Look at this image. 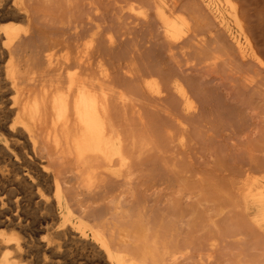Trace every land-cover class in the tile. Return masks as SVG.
<instances>
[{
  "label": "bare ground",
  "instance_id": "bare-ground-1",
  "mask_svg": "<svg viewBox=\"0 0 264 264\" xmlns=\"http://www.w3.org/2000/svg\"><path fill=\"white\" fill-rule=\"evenodd\" d=\"M65 1L68 5L67 0ZM233 1L199 0V7L204 5L202 9L206 8V11L212 15V17L209 16L210 19L215 20V26L220 27V30H224V34L226 32L229 35L232 40L230 42L233 43V48L239 58L248 59L249 62L259 65V58L249 43L251 42L248 38L249 35L241 27L242 24L239 23L241 20L237 18L244 19L241 16L242 12H240L241 15L237 13L238 16L235 13L234 4L238 6V2L236 0V3L233 4ZM60 2L61 0H0V264H170V262L176 264L179 262L177 259L178 255L182 253H180L181 249L177 244L171 246L170 241L168 244V241L166 242L158 233L152 231L150 223L144 216V209L140 210L135 207L136 210H134L133 207L132 212H136V215L133 216H136L137 220L135 219L136 221L131 224V227L127 225L129 222L127 220L128 222L124 226L129 228L122 229L121 220L131 215L129 212H124L121 205L122 197L118 193L121 188L132 187L136 178L135 176L133 178L135 165H133L131 152L134 147L131 134L133 132L128 133L127 130L124 135L120 124H118L120 130L118 129L117 115H121L123 111L122 109L116 111V108L118 109V106L121 108L122 103L115 109V106L112 109L111 104L114 101H126V94L130 96L135 87H132L131 91L127 90L129 91L127 93L125 90H119L116 87L117 84L114 85L112 81L115 78V81L117 80L116 82L119 83L118 80L122 74L124 76L125 72L123 71L126 69L129 74L131 71L132 74L137 72L136 75L127 76V84L131 87L129 85L131 82L140 83L133 90L135 93L137 92L133 95L135 97L138 94L139 96L137 95L136 98L141 97L146 108H150L151 103H155V106L160 104L158 106L162 105L163 107L164 102L167 101V95H171L170 99L176 103L183 102L188 108H191L192 100L189 101L187 90H184L185 85L184 83V86L181 85L182 82L177 75L166 72V69L163 71L159 62L157 63L159 68L155 65L156 57L153 55H156V51L161 55L158 52L161 49L157 47L158 50L157 48L155 50L151 47V50L149 48L151 43L148 42V50L146 49L147 43L144 44L146 51H149L147 57L144 56V58L139 53L128 56L127 52L124 53L125 47L123 46H127L129 40L131 42V35L128 40L130 31H126L127 43H125V39L124 41L119 40L121 36L119 33L114 35L115 37L109 35L108 32L113 31L114 28L110 29L111 25H107L110 29L107 31V26H105L107 22H102L103 26L100 25L103 11L101 14L94 11L99 6H93L94 10L92 9L91 14L88 11V14L84 13L85 16L79 14L80 11L76 8L69 11L70 4L66 11L64 0V4ZM178 2L180 6H183L181 0ZM199 2L197 3L199 4ZM176 3L156 5L154 15L151 12L153 16L148 17L149 14L147 16L150 18V23H153L151 17L154 18L153 25L155 28L161 29L157 30L161 32L156 36L159 38V35L162 34L167 50L169 48L171 52L173 51L170 48L178 47L179 40L186 30L185 28L188 27L186 21L188 16L186 14L187 18L184 17V11L182 14H178ZM187 3H191V0L189 2L187 0L185 5ZM46 5H49L47 8H54V6L57 8L55 7L54 11L49 12L45 9ZM63 6L64 9H61ZM152 8L153 3L151 4ZM136 10L142 11L138 8ZM130 12L132 13V9ZM196 12L195 9L194 17L198 15L200 19ZM125 13L127 12H124V17L128 18L129 15H125ZM133 15L134 13L130 15V18L132 17L134 20L135 15ZM204 15L202 14V18ZM147 17L145 15L141 18L142 21H145V23L143 21L144 26L145 24L149 25L146 23V20L149 21L146 19ZM114 19L116 20V17ZM132 19L131 21H133ZM135 20L138 21V24L142 23L137 18ZM155 21L159 26L155 24ZM230 21L232 22L231 26ZM110 22H113L112 18ZM123 22L121 21L118 26ZM200 22H203V25L206 23L201 19ZM210 22L211 20H209ZM132 23L135 24L134 21ZM244 23H247V20ZM113 26L115 27V25ZM122 26H119L120 30L124 28ZM193 26L195 25L193 24ZM232 26L236 27L235 31ZM190 27L187 28V35ZM259 29H261L260 26ZM147 31L148 29L145 34ZM157 31L154 32V35ZM192 31L194 32V29ZM116 32L119 30L117 29ZM123 33L121 38L126 37L125 32ZM132 33L134 35V30ZM149 33L147 34L150 37L151 33L150 35ZM111 34L113 33L111 32ZM105 35H107V39L103 38ZM144 35L142 34V36ZM134 36L136 38V32ZM113 38L116 39L117 50L119 51V47H123V51L118 52L110 46L113 44ZM182 38L180 41H183ZM151 39L150 42L153 45L156 38L153 41ZM133 41L134 43L131 42L132 45L134 44L132 50L137 39ZM140 43L136 44L138 45L137 48L135 46L136 50L140 48ZM179 45L181 44L179 43ZM160 48H162L161 43ZM175 50L177 51V49ZM176 51L174 52L177 53ZM150 52L152 56L149 54ZM124 54L127 57H132L129 59L133 62L138 58L140 63L138 69L134 71V67H132V70H130L131 68L128 70L127 62L123 61V64L126 62V67L124 66L125 69H123L122 64L123 71L121 70L119 63L122 62V59H127V57H123ZM167 55L163 58H168L169 55ZM120 57H122L121 60ZM117 59H119L118 66L122 73L119 71L121 76L116 79L115 75L111 80L114 74L111 76L109 72L113 69L109 70L108 61L114 60L116 65L117 61L115 60ZM129 59L128 64H132ZM171 59L173 60L172 57ZM105 60H107L105 64L108 67L109 75L104 69L107 67L103 66L102 61ZM113 68L114 71L115 69L117 71L119 67ZM177 73L180 72L177 70ZM129 80L131 81L129 82ZM123 81L124 79H121V85ZM124 82L126 83V80ZM123 92H126L125 96ZM170 102L172 103L171 100ZM127 103L130 104V101ZM140 104L137 103L138 110L144 105ZM137 105L134 103V106L137 107ZM125 106L127 107V104ZM172 106L174 107V105ZM166 108L167 106H165V111ZM155 109L153 107L154 111H156ZM114 110L119 112L118 114L114 112L116 113L115 118ZM153 110L150 111L153 112ZM139 111H142V108ZM174 112L178 113L177 108ZM169 114L171 115L170 112ZM126 115L124 114V116ZM154 115L156 117L155 113ZM159 115L161 114L159 113ZM154 117L155 121L157 117ZM177 117L179 122V116ZM165 118L167 117L165 116ZM121 119L125 120L126 117L123 119L121 116L120 121ZM142 119L140 115V120ZM159 120L161 121V119ZM126 123H128V119ZM156 124L153 126L155 127ZM149 126L152 127V125ZM161 126L162 124H160ZM145 127L143 126V129ZM146 128L149 131L153 130V128L151 130L149 127ZM127 134L132 137L130 142L127 139ZM172 135H174L173 140L176 135L179 136L175 133ZM150 139L152 138L150 137ZM139 140L141 141V138ZM142 141L140 145L143 144ZM156 142L158 143L157 140H155ZM148 144L151 143L148 142ZM143 145L146 146V144ZM177 146L175 145V147ZM157 159L160 161L159 158ZM148 161L150 162L149 159ZM135 163L138 169L140 164L134 161ZM150 163H148L149 166L143 165L145 168L140 178L148 180L151 187L166 182L167 180L163 179V182L161 178L163 174L154 173L155 171L151 167L152 163L151 165ZM155 166V170L156 168L160 170L161 166L157 167V163ZM162 166L164 165L162 164ZM146 167L147 170L149 168L153 172L146 171ZM139 172H141L140 169ZM137 178L140 179L139 176ZM122 192L124 193V191ZM125 200L128 202L127 199ZM243 201L246 210H250L248 215L250 221L264 234V177L262 180L255 179L253 181L252 187L243 196ZM120 224H122L121 228ZM165 238L168 239V237Z\"/></svg>",
  "mask_w": 264,
  "mask_h": 264
},
{
  "label": "rangeland",
  "instance_id": "rangeland-1",
  "mask_svg": "<svg viewBox=\"0 0 264 264\" xmlns=\"http://www.w3.org/2000/svg\"><path fill=\"white\" fill-rule=\"evenodd\" d=\"M151 1L153 3L152 9ZM161 1L158 0L157 3L156 0L155 4V0H99L98 2L97 0H71V3L69 0H67L68 5H66V1L64 0L66 11H73L76 8L80 11L79 14L81 13L82 15L88 14V11H90L89 14H91V12L94 10L93 6H99L98 9H100V11H98V9L94 11H97L98 14H101L103 11L102 17H104L106 14L103 20L101 17L100 25L103 26L105 22H107V24L105 23V26L111 25L110 29H114L113 31H109L110 29H108L107 26V31L110 32H108V34L112 35L113 37H115L114 35H118V33L119 36L121 34L120 38L117 36L120 41H124V39L128 37L126 31H130L128 40L132 36L131 42L134 43L133 40L137 39L136 44L141 42V45L140 48L136 50L135 46L137 48L138 45L135 44L132 50L134 44L132 45L129 40L128 44H126L127 46H123L125 47L124 53L127 52L128 56H134L133 53H135V55H137L136 53H139L142 55V57H147V53L149 51H146V49L148 50L147 46L150 43L151 46L149 48L153 47V49L156 50L158 47L161 50L163 49L164 52L163 50L161 51L157 48L158 52H160L162 56L156 51V55H153L156 57V64L154 62L153 65L155 64L158 67L159 64L160 68H163V71L166 69V72L168 71L170 74L172 73L173 75H177L182 82L181 85H183V83L185 85H183L185 87V89L184 87L183 89L187 90L186 94L187 96L189 95V101L192 100V103L190 104L191 108H188L183 102L179 101V103H176V101L170 99L172 98L171 95H167L168 97L166 100L168 102H164L163 107L162 105L161 107L158 106L160 104H156L157 106H155V103H151L149 105L150 108L147 107V109L142 98L140 97L137 99L136 97L138 94L135 97L133 95L137 93H135L133 90L140 83L131 82L129 83L131 87H129L127 84V76L136 75L138 73L135 72V74H132V71H129V74L128 71H126L127 69L124 71L122 70L123 61L127 62V64L124 62L123 69H125V64L128 70L130 68V70H132V67H134V71L138 69L140 64L138 58L133 62L130 60L132 57H127L125 54L123 57L125 56L127 59H122V57H120V60L122 59V62L119 61L121 70L125 73L127 72L126 74L124 73V76L123 74L121 76L122 71L120 70V66H118L119 59L115 60L117 61L116 65L113 62L114 60H111L112 62L108 61L109 70L110 68L113 69L109 72L111 73V76L114 74L111 80L115 75L117 76L116 79L118 76H121V79H124V81L126 80V83L123 81L121 85L120 78V81L118 80L119 83L116 82L117 80L115 81V78L113 79L114 81L112 82L114 85L119 84L118 86L116 85L119 90H125L127 93H129V91L132 90V87H135L131 91L130 96L129 94H126L125 96L126 92H123L124 96L126 97V101H114L111 104L112 109L114 106L115 109L116 106L119 104L121 105L122 103V107L120 108L118 106L116 111L122 109L123 112H126L124 114H127L124 116L123 112L121 113L120 111L121 115H117L118 129L120 130L121 125V131L124 135L127 130L128 133L133 132L131 133L133 138L131 135L128 136L127 134V139H129L128 141L130 142V139L132 138V146H134L131 149V152L133 165L136 166L133 168V178H136L134 179L135 181H133L132 187L129 189L125 187L121 188V191L119 190L121 194H118L121 195V201H123V204L121 203V205L124 209V212H129L131 216L136 213L132 212L133 207L134 210H136L135 207L140 210L144 209V216L150 223L152 231L158 233V235L165 239L166 242L168 241V244L170 241V245L172 244L171 246L174 244L178 245V247L181 249H179L180 253H182L178 255L177 261L179 262H176V264H264V234L250 221V217L248 216L250 214V210H246L243 201V196L247 194L248 189L252 187L253 181L255 179L262 180L264 177V1L237 0L238 6L234 4V2L236 3V0L233 1L236 15L237 13L241 15L240 12H242L241 16H243L244 22L247 20V23H249H242V17H237L238 20H241L239 21L240 25H243H241V27H243L245 33L249 35H247L248 38H250L249 41H251L249 43L251 44L252 50L259 58V65L261 64V67L257 64L249 62L248 59L242 60L239 58L238 54L233 48V43H231L232 40L229 35L226 32L224 34L223 29L220 30V27L218 28V26H215V20L213 18L210 19L209 15L211 14L206 11V8L202 9L204 5L201 3L203 6L199 7V0H191V3H187V5H185L187 0H181V4L183 3V6H180V3L178 2L179 0ZM189 1L190 0H188V2ZM64 2L61 0L60 3L64 4ZM172 2L176 3L178 14H182L184 11L186 12H183V15L185 14L184 17L187 18V14L188 18L191 19L190 21L188 18L186 19L188 26L185 28L186 30L184 29V34L186 36L184 34L182 35L186 39L184 37L183 39L181 36L183 40L180 41L181 38L179 40L181 45L178 43V47L170 48V50L173 52L169 51V48L167 50V45L161 33L159 38L156 36L159 32H161L157 30L161 29L159 27H156V29L155 25H153L154 18L151 17L153 19H151L153 23H150V18H148L150 15H154L153 13L155 12L154 9L156 5H160L161 3L170 5ZM197 2H199V4ZM69 4L70 7L68 8ZM79 4L83 6L80 7ZM197 4L200 9L197 7ZM47 6L49 5H46L45 9H47L49 12H52L57 8V6H54V8L48 7V9ZM85 8L89 10H86ZM135 8H138V10L142 9V11H137ZM236 8L238 10L241 9L242 11H238ZM61 9H64V6ZM129 9H132V13L135 15H133L135 17L134 20L132 17L130 18L132 13ZM180 9H182V11H180ZM195 9L197 11L196 13L199 14L201 21H206L204 25L202 24L203 22H200L198 15L195 16L197 20L195 19ZM78 10L75 11L78 12ZM77 12L76 14H78ZM116 12L117 14H115ZM124 12H127L125 15H129L128 18L124 17ZM142 12H146L147 14H143ZM201 12L203 15L205 14L203 18ZM140 15L142 17L145 15L146 17L148 16L146 18L149 20H146V23H149L148 26L147 24H145L146 27L144 26L145 21L143 20V23L141 19L142 17ZM109 17L112 18L113 22H110L111 18ZM115 17L116 20L114 19ZM107 18L110 20L108 19L107 21ZM136 18L139 21L141 20L142 23L140 24L139 22L138 24V21L135 20ZM131 19L135 24L132 23L133 21H131ZM209 20H211L210 23ZM121 21L124 22L119 26L123 25L122 27L124 28L120 30L118 24H120ZM125 21L127 22L126 24ZM109 22L110 24H108ZM130 23L133 24L132 27ZM261 23L263 24L260 25ZM112 24L115 25V27ZM193 24L195 26H193ZM205 24L206 26L209 25L210 27H206ZM229 24L231 26L232 22L230 21ZM156 25L159 26V24ZM116 26L119 28H116ZM126 26L127 30L125 28ZM136 26L137 28H135ZM142 26H144V28H142ZM259 26L262 30L259 29ZM189 27L190 30H188L187 35L186 32L187 28L189 29ZM233 27L234 26H232V28ZM140 28L142 31H140ZM245 28H247V30H245ZM117 29L119 32H116ZM147 29V33H151V35L149 33L150 37L147 33L145 34ZM193 29L194 32L192 31ZM233 29V31H235L236 27ZM133 30L134 35L136 32V38L132 33ZM155 30L157 33L154 35V32H156ZM111 32L113 34H111ZM123 32H125L126 37L123 35L124 38H121L122 34H124ZM142 34L147 36H142ZM112 36L109 37L112 38ZM117 37L116 39L118 41ZM151 37L153 38L151 39ZM103 38L107 39L108 37L105 35ZM116 39H112L113 44L110 46L117 50L118 45L116 43ZM145 39L149 40L146 41ZM150 39L152 41L154 39L156 40L153 41V45L152 42H150ZM138 40L140 41L138 42ZM126 41L127 40L125 39V43H127ZM118 43L120 42L118 41ZM160 43L162 48H160ZM144 44L146 45V49ZM123 47H119V51H117L121 52ZM175 49H177V51ZM174 51L177 53L179 52L178 55ZM114 52L116 53L115 50ZM149 54H151V52ZM166 55L168 58H163ZM128 59L133 65L131 63L128 64ZM102 62L103 66L107 67L105 64L107 60ZM165 63L167 64L168 70ZM111 65L112 67H110ZM168 65L171 67H168ZM175 66L177 67L176 69ZM108 67L104 69L107 71ZM113 67L119 68H117V71L116 69L114 71ZM175 70L176 72H174ZM177 70L180 73H177ZM119 71H121V73H118ZM130 81L131 80H129V82ZM135 98L136 100L140 99L142 102L140 100L136 101ZM169 99L172 101V103ZM129 101L130 104L127 103ZM134 103L135 105H137V103L144 104L141 107L142 111H139L141 108L138 110L139 105L136 107L134 106ZM126 104L127 107L125 106ZM152 105L154 108H156V111L153 110V107L151 108ZM172 105H174V107ZM165 106H167L166 111ZM176 108L178 113L176 112L175 114L174 110ZM149 109L153 110L157 118L154 117V113ZM168 110L171 115L169 114ZM116 111L114 110L113 113ZM116 113H114V118L116 117ZM139 113L143 118L142 120H140V115H138ZM159 113L161 115H159ZM150 115L153 116L151 117ZM121 116L123 119L126 117V119H121L120 121ZM165 116L167 118H165ZM177 116H179L180 123L178 122ZM153 117L156 118L155 121ZM127 119L128 123H126ZM159 119H161V121ZM145 121H148L150 124L146 123ZM118 124L120 125L118 126ZM148 124L152 125V131H149L148 128H146H150ZM155 124L159 127V129L158 127L156 129V126H153ZM160 124H162L161 127ZM140 125L146 127L143 129V126L140 127ZM174 133L175 135H179L175 136V140H173L174 138L172 139L174 136L172 134ZM141 136L144 138V140ZM150 137L152 139H150ZM170 137L173 141L169 139ZM134 138L135 140L133 141ZM140 138L141 141L143 140L142 143L146 144V146L143 144L140 145ZM146 140L151 144H148ZM155 140H157L158 143H155ZM180 141L182 142L181 145ZM153 142L156 146L152 145ZM175 145L178 146L175 147ZM140 152L141 155H139ZM157 158H159L160 161ZM148 159L150 162L152 161V165ZM134 161L140 164V166L138 164V169L136 163L134 164ZM155 162L157 163V167L161 166L160 170L158 169L159 172H157V168V171L155 170ZM148 163H150L152 169L155 171L154 173H161L160 175L163 174L164 177L161 176L162 180L164 179L167 181L164 182L163 180L164 183L155 185V187H151V184L148 182V180H143V178L141 179L140 177L143 175L142 171H144L146 165L149 166ZM154 163L155 165H153ZM162 164L164 166H162ZM143 165L145 166L143 167ZM139 169L141 172H139ZM145 170L149 171V173L153 172V170H149V168L147 170V167ZM137 176H139L140 181L138 180ZM174 180L175 182H173ZM245 181L249 183H245ZM134 182L138 183L135 184ZM122 191H124V193ZM125 199H127L128 202H126ZM131 216L128 218H123L124 220L120 219L121 223H123L122 229H128L131 227V224L137 220L136 216H133L132 218ZM125 223L130 226L128 228L127 226L125 227ZM121 225L122 224L119 225L120 228ZM164 236L168 237V239ZM170 264L173 263L170 262Z\"/></svg>",
  "mask_w": 264,
  "mask_h": 264
}]
</instances>
